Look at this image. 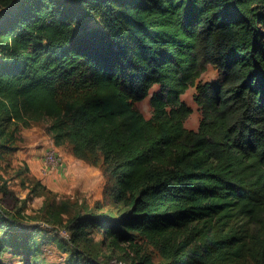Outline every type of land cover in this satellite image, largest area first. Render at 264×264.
<instances>
[{"label":"trees","instance_id":"trees-1","mask_svg":"<svg viewBox=\"0 0 264 264\" xmlns=\"http://www.w3.org/2000/svg\"><path fill=\"white\" fill-rule=\"evenodd\" d=\"M39 123L120 206L0 207V248L44 231L73 264H264V0H0V171Z\"/></svg>","mask_w":264,"mask_h":264},{"label":"rangeland","instance_id":"rangeland-1","mask_svg":"<svg viewBox=\"0 0 264 264\" xmlns=\"http://www.w3.org/2000/svg\"><path fill=\"white\" fill-rule=\"evenodd\" d=\"M217 78L216 69L207 66L198 82H210ZM156 91L155 88L150 90L148 97L137 104L146 118L151 116L149 98ZM194 94L195 89L190 88L181 97L192 109V114L185 121V127L191 130L197 128L201 118L200 110L194 102ZM47 126L48 123H39L21 130L19 150L13 156L11 166L0 171V207L5 211L13 207L20 208L26 221L36 223L41 220L39 216L43 206L49 203L56 206L65 203L66 214L62 215L64 222L79 208L92 209L95 205L101 206V210L114 211L119 208L120 204L111 200L109 193L107 195L108 167L94 166L77 159L68 144L56 146L51 134L47 132ZM54 155L56 161L52 160ZM20 171L23 174L19 176ZM38 180L46 187V191L37 190V193H32V187ZM13 233L9 234L0 248V264H73L69 253L71 247L63 242L50 240L53 237L51 233L40 231L37 238L35 233L29 241L23 235ZM17 235H20V239H17ZM99 238L96 236V241ZM26 245H29L30 257L26 256ZM146 252L155 261L159 259L151 246L146 247ZM112 264L119 263L114 259Z\"/></svg>","mask_w":264,"mask_h":264},{"label":"built area","instance_id":"built-area-1","mask_svg":"<svg viewBox=\"0 0 264 264\" xmlns=\"http://www.w3.org/2000/svg\"><path fill=\"white\" fill-rule=\"evenodd\" d=\"M52 160L56 161L55 155L52 157ZM60 164V163H59Z\"/></svg>","mask_w":264,"mask_h":264}]
</instances>
